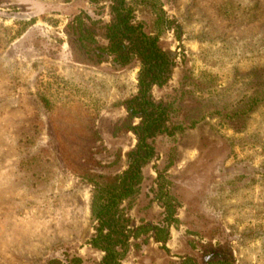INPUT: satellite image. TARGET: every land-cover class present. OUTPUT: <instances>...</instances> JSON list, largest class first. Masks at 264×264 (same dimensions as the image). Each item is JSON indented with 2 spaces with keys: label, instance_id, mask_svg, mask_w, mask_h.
I'll return each mask as SVG.
<instances>
[{
  "label": "rangeland",
  "instance_id": "rangeland-1",
  "mask_svg": "<svg viewBox=\"0 0 264 264\" xmlns=\"http://www.w3.org/2000/svg\"><path fill=\"white\" fill-rule=\"evenodd\" d=\"M127 4L170 62L149 94L177 129L153 140L121 204L131 229L121 264H264V0ZM109 5L0 0V264L101 257L89 197L126 167L136 124L123 102L137 63L106 52ZM86 31L93 43L79 40Z\"/></svg>",
  "mask_w": 264,
  "mask_h": 264
},
{
  "label": "trees",
  "instance_id": "trees-1",
  "mask_svg": "<svg viewBox=\"0 0 264 264\" xmlns=\"http://www.w3.org/2000/svg\"><path fill=\"white\" fill-rule=\"evenodd\" d=\"M137 1L110 0V20L104 26L106 52L112 61L119 66L137 63L135 92L123 102L127 119L136 120V124L126 126L135 138L134 146L125 156L126 167L96 187L89 197L88 215L94 226L89 245L101 254L97 264H121L124 259L131 229L121 204L137 193L142 180L141 169L155 156L153 140L161 135H171L177 129L167 125L166 108L150 98V89L164 84L170 62L157 46L155 38L133 23L132 10L127 3ZM78 36L79 40L93 43L88 31ZM172 212L168 206L165 207L163 222L169 220ZM150 230H153L156 241H164L165 228L153 227ZM136 234L137 231L131 236ZM188 262L186 260L182 264Z\"/></svg>",
  "mask_w": 264,
  "mask_h": 264
}]
</instances>
